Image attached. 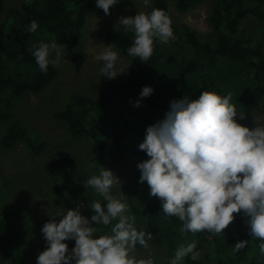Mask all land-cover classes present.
<instances>
[{
	"label": "trees",
	"instance_id": "1",
	"mask_svg": "<svg viewBox=\"0 0 264 264\" xmlns=\"http://www.w3.org/2000/svg\"><path fill=\"white\" fill-rule=\"evenodd\" d=\"M205 2L209 5L206 23L210 31L198 33L175 21L171 24L174 38L166 44L154 39L153 54L144 63L127 54L133 40L131 32L121 28L107 33L105 41L130 60L132 70L121 80L100 86L92 98L79 94L76 89L65 95L67 102L53 114L54 119L64 125L72 139H87L92 147L88 173L80 185L84 193L76 194L75 202H79V197H86L99 200L102 206L106 203L91 187H84L86 180L93 174L98 175L100 166L108 169L112 161L123 163L130 155L140 161L146 159L137 145L144 138L146 126L163 118L170 101L182 96L195 98L201 91L209 90L220 95L230 93L238 112L264 106V38L259 44L249 26L250 17L264 20V0H151L154 8L163 9L168 15L170 6L179 15H185ZM6 5V0H0V14ZM95 8H98L95 0H28L6 12L0 24L6 27L10 24L8 29L0 28V105L5 97L8 104L15 96L39 94L56 79L57 70L52 64L46 73L39 70L31 54L33 45L56 42L58 47H77L86 17ZM32 20L37 21L38 28L35 33H28L26 26ZM261 34L264 37V29ZM72 62L79 70L83 57L75 54ZM142 86H151L153 92L141 99L139 107H133L132 102L138 98ZM0 121L10 124L0 140V150H13L22 142L33 156L45 151L46 143L39 142L34 129L31 132L12 115L1 111ZM75 170L74 161L67 157L45 164L49 183L65 177L64 183H56L54 192L64 193L68 189ZM133 171L135 188L128 192L121 186L122 192L127 196L134 221L143 218L146 230L161 240L164 264H169L180 245L192 240L196 241L199 256L195 261L186 257L180 264H264V257L259 255V241L250 238L241 214H234L233 221L220 235L209 232L181 235V222L174 216L163 215L159 199L149 195L146 182L138 183L136 166ZM6 186L0 173V188ZM35 212L30 207L27 217L34 216ZM90 215L91 211L89 215L84 214L86 218ZM49 219L21 221L18 212L12 209L0 213V258L6 264L35 261L29 252L34 241L28 236L39 232L35 224H44ZM93 226L98 229L94 236L104 234L105 230L108 233L111 227ZM239 240H249V244L233 252ZM19 244L28 250L27 257ZM70 244L72 248L74 241Z\"/></svg>",
	"mask_w": 264,
	"mask_h": 264
},
{
	"label": "clouds",
	"instance_id": "2",
	"mask_svg": "<svg viewBox=\"0 0 264 264\" xmlns=\"http://www.w3.org/2000/svg\"><path fill=\"white\" fill-rule=\"evenodd\" d=\"M118 2L95 0L105 15ZM141 2L147 7L151 0ZM117 23L133 34L128 56L142 63L152 56L154 39L166 44L174 38L172 21L163 9L153 7L150 12L121 16ZM37 28V21L32 20L26 31L35 33ZM31 54L39 70L46 73L49 64L55 66L65 59L66 52L56 42H39ZM94 59L101 62L100 76L107 79L126 70L117 68L119 54L111 43ZM152 92L151 86H142L132 106L139 107L141 99ZM231 101L230 93L209 90L195 98L182 96L170 101L163 118L146 126L137 145L147 157L136 164L138 183L146 182L149 195L159 199L163 215L178 218L181 235H220L234 214H241L248 235L259 241V255L264 257V124L250 129L238 123L244 113H238ZM118 183L111 170L100 166L98 175H91L84 187H91L106 203L88 202V218L81 214L84 205L80 204L55 213L40 229L46 247L38 253L36 264H155L152 256L138 259L130 254L136 245L147 248L153 236L135 226L127 196L121 190L118 196L111 194ZM96 224L111 225L110 231L94 236ZM69 240L74 241L71 249L66 243ZM248 244L249 240L237 241L233 252ZM198 256L192 240L176 249L169 264H180L186 257L195 261Z\"/></svg>",
	"mask_w": 264,
	"mask_h": 264
},
{
	"label": "rangeland",
	"instance_id": "3",
	"mask_svg": "<svg viewBox=\"0 0 264 264\" xmlns=\"http://www.w3.org/2000/svg\"><path fill=\"white\" fill-rule=\"evenodd\" d=\"M27 1L6 0L7 5L0 14V24L4 22V16L7 11L12 8H19ZM152 8L151 2L149 6L145 7L142 2L126 0H119L117 4L111 6L109 15H105L102 9L95 8V11L86 17L85 25L81 29L79 45L73 48L68 46L59 47L61 51L65 48L66 55L65 59H61L55 65L57 77L51 84L36 95L29 92L23 98L15 96L12 100H8V104L6 103L7 97L2 100L0 111L5 115H12L14 119L19 120L31 132H34L32 130L34 129L37 132L39 142L46 143V149L42 154L33 156L21 142L13 150H0V173L2 180L7 184L6 187L0 188V213L12 209L18 212L21 221L30 219L34 222L40 218L42 220L48 217L52 219L55 213H63V211L75 208L80 204L84 205L81 209V214L89 215L90 209L87 208V203L94 200V198L79 197V202H75L73 197L76 194L84 193L80 185L88 173V166L92 156L91 144L87 139H72L64 125L54 119L53 114L64 106L68 98L65 95L71 93V90H79V94L92 98L100 86L119 81L132 70L130 60L126 57L124 58L120 51L113 47L119 54L117 68H126V70L118 74L114 79H107L100 76L99 68L101 67V62L96 61L94 57L103 51L105 45H108L104 39L106 34L114 30H121L122 26L117 23L119 17L134 16L136 12H150ZM169 8V17L172 24L175 21L184 23L198 33H208L210 31L206 23V18L210 13L209 5L206 2L185 15H179L172 6ZM250 18L252 20L249 22L250 30L254 32L252 37L257 39L259 44L263 43L264 37L261 34V30L264 29V20L261 22L253 17ZM9 25L7 27L0 25V28L6 27L5 29H8ZM75 54H81L83 57V63L79 70L75 69V65L72 62ZM238 113H244V119H237V122L250 129L256 125L264 124V106H253L249 111ZM8 124L0 121V140ZM61 157L71 158L76 166L75 175L69 180L68 189L64 193L54 192L53 188H55L56 183H64L65 177L55 179L56 183L52 184L48 182L45 172V164L49 160ZM117 161H112L108 165V169L121 182V184L114 185L110 190L114 196H118L120 190L122 191V187L128 192L135 188L134 185L137 182H134L135 173L133 170L140 158L130 155L123 163ZM30 207H33L36 212L34 216L32 215L28 218L27 213ZM54 219L58 220L59 217ZM144 222L143 218H139L135 219L134 224L137 229H143L148 232ZM42 225V223L35 224L34 227L39 232L36 231L28 236L30 240L34 241L29 252L35 258L46 247L40 231ZM106 232L107 230H105ZM37 235H39V238ZM66 243L68 248L71 249V240L66 241ZM147 243V248L136 245V249L130 254L138 259L152 256L155 264H164L163 252L160 247L161 240L153 237ZM18 247L25 252V255L27 254L28 250L22 245L19 244ZM28 261L30 264L36 263V260ZM0 264L6 263L0 258Z\"/></svg>",
	"mask_w": 264,
	"mask_h": 264
}]
</instances>
